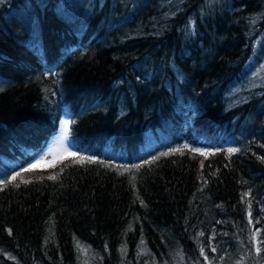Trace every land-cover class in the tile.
Segmentation results:
<instances>
[{
  "label": "trees",
  "instance_id": "trees-1",
  "mask_svg": "<svg viewBox=\"0 0 264 264\" xmlns=\"http://www.w3.org/2000/svg\"><path fill=\"white\" fill-rule=\"evenodd\" d=\"M0 17V264H264V85L227 97L264 57V0ZM62 116L79 152L27 167Z\"/></svg>",
  "mask_w": 264,
  "mask_h": 264
},
{
  "label": "rangeland",
  "instance_id": "rangeland-1",
  "mask_svg": "<svg viewBox=\"0 0 264 264\" xmlns=\"http://www.w3.org/2000/svg\"><path fill=\"white\" fill-rule=\"evenodd\" d=\"M246 65L247 66L245 69L247 70V73H243L244 74L243 77H241L235 83L234 87L229 89L227 92V97H229L230 100L232 99V101L243 100L246 97L250 96V94L246 93L248 90H251V88H254L256 86L264 85V57L260 56V59H257L255 56H252ZM239 91L240 93L236 95ZM263 104H264V100L261 101L257 105V107H261ZM65 120L68 121V124L66 126H64L62 123ZM68 129H69V119L67 117L62 116L59 119V124L56 133L53 136H51L49 141L43 147L41 153L27 164V167H32L33 165H37V161H39L40 163L36 167L47 168L50 167L58 158L62 156L69 154L70 155L77 154L79 150L71 146L72 142L69 140L67 134ZM64 130H66V136L63 140H61V135L63 134ZM156 133L160 134V131L157 130ZM153 142H154V132L148 128V130L146 129L145 131V145L149 147ZM75 143L79 144V141L77 140L75 141ZM85 148H87L86 145L81 147L82 150ZM156 153H159V151L157 150ZM20 155L21 154L19 153L15 157L5 160L6 165L10 166L14 162L16 163L20 158Z\"/></svg>",
  "mask_w": 264,
  "mask_h": 264
},
{
  "label": "bare ground",
  "instance_id": "bare-ground-1",
  "mask_svg": "<svg viewBox=\"0 0 264 264\" xmlns=\"http://www.w3.org/2000/svg\"><path fill=\"white\" fill-rule=\"evenodd\" d=\"M32 1H33V0H32ZM80 2H81V1H80ZM90 2H92V1H90ZM115 2H116V1H115ZM33 3H34V2H33ZM36 3H38V2H36ZM69 3H70V1H69ZM121 3H124V2H121ZM1 4H2V3H1ZM15 4H16V3H15ZM60 4H62V7H63V3H60ZM70 4H71V3H70ZM87 4H89V3H87ZM28 5H29V3H28ZM28 5H27V8H29ZM58 5H59V4H58ZM31 6H32V5H31ZM59 6H60V5H59ZM85 6H86V5H85ZM2 7H3V6H2ZM13 7H14V6H13ZM32 7H33V6H32ZM57 7H58V6H57ZM67 7H68V6H67ZM91 7H92V6H91ZM16 8H17V7H16ZM33 8H34V7H33ZM58 8H59V7H58ZM73 8H74V7H73ZM88 8L90 9V7H87V9H88ZM24 9H25V8H24ZM29 9H30V8H29ZM60 9H61V8H60ZM77 9H78V8H77ZM84 9H86V7H85ZM1 10H2V9H1ZM25 10H26V9H25ZM8 11H10V10H8ZM55 11H56V10H55ZM55 11H54V12H55ZM81 11H82V10H81ZM81 11H80V12H81ZM86 11H87V10H86ZM54 12H53V13H54ZM87 12H88V11H87ZM30 13H31V11H30ZM55 13H56V14H59L60 12L58 11V13H57V11H56ZM88 13H89V12H88ZM10 14H11V13H10ZM28 14H29V13H28ZM84 15H85V13H84ZM3 16H4V15H3ZM61 16H62V15H61ZM87 16H88V14H87ZM141 16H142V15H141ZM34 17H35V15H34ZM54 17H55V16H54ZM85 17H86V16H85ZM59 18H60V17H59ZM82 18H84V17H82ZM0 19H2V18L0 17ZM37 19H38V18H37ZM59 20H61V19H59ZM2 21H3V20H2ZM43 22H44V21H43ZM45 22H46V21H45ZM81 22H82V19H81ZM51 23H52V22H51ZM45 24H46V23H45ZM49 24H50V22H49ZM77 24H78V23H77ZM16 25H17V24H16ZM46 25H47V24H46ZM99 25H100V23H99ZM99 25H98V26H99ZM235 25H236V24H234V26H235ZM44 26H45V25H44ZM18 27H19V26H18ZM35 27H36V26H35ZM232 27H233V26H232ZM237 27L239 28V26H237ZM19 28H20V27H19ZM229 28H231V26H230ZM238 28H237V30H239ZM20 29H21V28H20ZM35 29H36V28H35ZM37 29H38V28H37ZM64 29H65V28H64ZM234 29H236V28H234ZM21 30H22V29H21ZM65 30H66V29H65ZM244 30H245V28H244ZM98 31H99V29L97 30V32H98ZM26 32H27V31H26ZM103 32H104V31H103ZM237 32H238V31H237ZM240 32H241V31H240ZM105 33H106V32H105ZM25 34H26V33H25ZM51 34H52V33H51ZM67 34H68V33H67ZM67 34H66V35H67ZM95 34H96V33H95ZM68 35H69V34H68ZM101 35H102V33H101ZM175 35H176V34H175ZM240 35L242 36V34H240ZM243 35H246V34H243ZM99 36H100V35H99ZM19 37H20V36H19ZM25 38H26V37H25ZM104 38H105V37H104ZM28 42H29V41H28ZM263 51H264V50H263ZM59 53H60V52H59ZM68 55H69V54H68ZM66 56H67V55H66ZM70 58H71V57H70ZM62 59H63V58H62ZM67 59H68V58H67ZM56 60H57V59H56ZM61 61H62V60H61ZM69 61H70V60H69ZM57 62H58V61H57ZM70 62H71V61H70ZM61 63H62V62H60V64H61ZM68 63H69V62H68ZM60 64H59V65H60ZM56 65H57V64H56ZM140 80H141V79H140ZM147 130H148V129H147Z\"/></svg>",
  "mask_w": 264,
  "mask_h": 264
},
{
  "label": "snow or ice",
  "instance_id": "snow-or-ice-1",
  "mask_svg": "<svg viewBox=\"0 0 264 264\" xmlns=\"http://www.w3.org/2000/svg\"><path fill=\"white\" fill-rule=\"evenodd\" d=\"M3 2H4V0H0V3H3ZM62 123H63L64 126H66V125L68 124V121L65 120V121H63ZM65 136H66V130L63 131V134L61 135V140H63V139L65 138ZM229 151H230V152H234V151H236V149H229ZM73 155H74V154H73ZM39 163H40V162L37 161V165H38ZM37 165H33L32 167H36ZM249 216H250L249 222L251 223L252 221H251V214H250V213H249ZM257 250L259 251V249H257ZM213 251H215V249H213Z\"/></svg>",
  "mask_w": 264,
  "mask_h": 264
}]
</instances>
